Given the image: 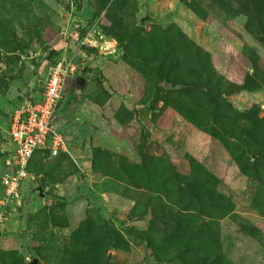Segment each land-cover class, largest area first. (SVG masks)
Wrapping results in <instances>:
<instances>
[{
	"label": "rangeland",
	"instance_id": "1",
	"mask_svg": "<svg viewBox=\"0 0 264 264\" xmlns=\"http://www.w3.org/2000/svg\"><path fill=\"white\" fill-rule=\"evenodd\" d=\"M69 17L115 50L67 80L64 151L33 154L21 200L0 187V264H264V0H0V115Z\"/></svg>",
	"mask_w": 264,
	"mask_h": 264
},
{
	"label": "built area",
	"instance_id": "2",
	"mask_svg": "<svg viewBox=\"0 0 264 264\" xmlns=\"http://www.w3.org/2000/svg\"><path fill=\"white\" fill-rule=\"evenodd\" d=\"M69 17L62 33L65 53L48 68L39 91L27 94L12 105L4 116L6 133L11 144L4 160L5 172L0 177L1 205L21 200V184L27 179L30 159L36 151L56 156L64 151V138L52 121L59 101L68 88L67 80L81 73L94 55L108 56L115 50L114 41L96 28L95 22ZM73 23V24H70ZM68 32V33H66ZM73 47V48H71Z\"/></svg>",
	"mask_w": 264,
	"mask_h": 264
},
{
	"label": "water",
	"instance_id": "3",
	"mask_svg": "<svg viewBox=\"0 0 264 264\" xmlns=\"http://www.w3.org/2000/svg\"><path fill=\"white\" fill-rule=\"evenodd\" d=\"M75 88H76V90L81 91L83 89V81H81L78 85H75ZM30 191L31 192H34L35 191L37 193V195L40 196V197L43 196V193L41 191L40 186H37L35 188H32ZM110 256H111L110 253H108L106 255L105 261L102 262V263H100V264H106L108 262ZM36 263H37V258L36 257H33V256H30L25 264H36Z\"/></svg>",
	"mask_w": 264,
	"mask_h": 264
},
{
	"label": "trees",
	"instance_id": "4",
	"mask_svg": "<svg viewBox=\"0 0 264 264\" xmlns=\"http://www.w3.org/2000/svg\"><path fill=\"white\" fill-rule=\"evenodd\" d=\"M87 67V68H86ZM85 67V69L82 71V72H84V75L86 74V72H87V69H89V66H86Z\"/></svg>",
	"mask_w": 264,
	"mask_h": 264
},
{
	"label": "flooded vegetation",
	"instance_id": "5",
	"mask_svg": "<svg viewBox=\"0 0 264 264\" xmlns=\"http://www.w3.org/2000/svg\"><path fill=\"white\" fill-rule=\"evenodd\" d=\"M35 192V191H34Z\"/></svg>",
	"mask_w": 264,
	"mask_h": 264
}]
</instances>
